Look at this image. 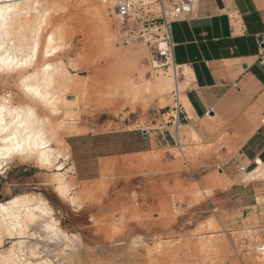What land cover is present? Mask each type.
<instances>
[{
	"label": "rangeland",
	"instance_id": "374dc122",
	"mask_svg": "<svg viewBox=\"0 0 264 264\" xmlns=\"http://www.w3.org/2000/svg\"><path fill=\"white\" fill-rule=\"evenodd\" d=\"M38 2L45 22L33 68L60 66L67 87L51 112L21 91L18 73H2L0 100L33 107L60 153L48 164L14 155L0 169V203L32 196L49 211L22 235L1 231L0 257L14 247L32 264H264L254 236L194 229L200 209L189 210L209 190L173 171L214 145L182 127L179 149L161 130L173 79L146 45L117 42L109 0ZM47 34L56 49L43 57Z\"/></svg>",
	"mask_w": 264,
	"mask_h": 264
},
{
	"label": "crops",
	"instance_id": "0c3cea01",
	"mask_svg": "<svg viewBox=\"0 0 264 264\" xmlns=\"http://www.w3.org/2000/svg\"><path fill=\"white\" fill-rule=\"evenodd\" d=\"M170 31L173 60L189 81L182 127L214 145L173 171L209 190L189 210L200 209L194 229L264 241V0H199Z\"/></svg>",
	"mask_w": 264,
	"mask_h": 264
},
{
	"label": "bare ground",
	"instance_id": "6f19581e",
	"mask_svg": "<svg viewBox=\"0 0 264 264\" xmlns=\"http://www.w3.org/2000/svg\"><path fill=\"white\" fill-rule=\"evenodd\" d=\"M38 3V0H0V74L18 73L21 91L51 112H56L59 104L57 96L66 89L67 81L64 70L53 63L45 62L33 68L39 54L40 28L45 22L44 15L35 14L39 12ZM31 21L35 22L33 26ZM53 36L49 34L45 38L43 57H49L55 52ZM55 141V134L45 125V120L36 115L33 107L14 106L6 97H2L0 169L14 155H35L36 159L47 164L54 159L56 161L60 152L53 147ZM21 197L15 196L6 203H0V232L22 235L26 233L28 224L39 219L37 217L40 215L47 214L48 207L43 199ZM46 227L49 229L51 226L47 224ZM5 253L3 258L0 257V264H32L14 247Z\"/></svg>",
	"mask_w": 264,
	"mask_h": 264
},
{
	"label": "built area",
	"instance_id": "2783aa9c",
	"mask_svg": "<svg viewBox=\"0 0 264 264\" xmlns=\"http://www.w3.org/2000/svg\"><path fill=\"white\" fill-rule=\"evenodd\" d=\"M198 1L109 0L117 42L120 45H146L153 63L173 79V87L169 93L170 103L162 114L166 117L162 121L161 130L169 134L171 141L179 149V133L183 125L181 97L189 81L184 70L173 60L174 44L170 25L173 21L192 15ZM173 204L175 206L177 201H173Z\"/></svg>",
	"mask_w": 264,
	"mask_h": 264
},
{
	"label": "water",
	"instance_id": "95a60500",
	"mask_svg": "<svg viewBox=\"0 0 264 264\" xmlns=\"http://www.w3.org/2000/svg\"><path fill=\"white\" fill-rule=\"evenodd\" d=\"M260 38H261V40H263V37H260ZM142 134L146 135V132L143 131Z\"/></svg>",
	"mask_w": 264,
	"mask_h": 264
},
{
	"label": "snow or ice",
	"instance_id": "6c2138e0",
	"mask_svg": "<svg viewBox=\"0 0 264 264\" xmlns=\"http://www.w3.org/2000/svg\"><path fill=\"white\" fill-rule=\"evenodd\" d=\"M9 11H11L12 9H11V7H9V9H8Z\"/></svg>",
	"mask_w": 264,
	"mask_h": 264
}]
</instances>
